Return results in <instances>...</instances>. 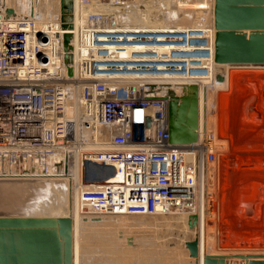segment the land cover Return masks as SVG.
Returning a JSON list of instances; mask_svg holds the SVG:
<instances>
[{"label":"built area","instance_id":"obj_1","mask_svg":"<svg viewBox=\"0 0 264 264\" xmlns=\"http://www.w3.org/2000/svg\"><path fill=\"white\" fill-rule=\"evenodd\" d=\"M129 1L81 0L80 13L83 6L123 9ZM37 19L31 13L8 17L0 11V180L63 178L73 163L74 146L85 147L90 140L102 148L82 152L83 168L86 162L104 166L109 161L121 176L87 179L83 174L82 216L152 218L188 212L201 194L205 167L219 171L221 159L230 154V132L208 131L200 124L195 143L169 141L170 97L181 94L202 69L205 77L212 74L213 62L195 58L196 48L187 56L176 45L182 35L192 37L199 30L129 27L108 13H93L84 17L78 32H70L69 76L60 17L55 28ZM203 32L211 57L213 24ZM161 47L170 52L160 55ZM75 86L82 107L79 125L68 116L69 87ZM77 127L82 135L76 139ZM208 200L214 211L212 193Z\"/></svg>","mask_w":264,"mask_h":264},{"label":"bare ground","instance_id":"obj_2","mask_svg":"<svg viewBox=\"0 0 264 264\" xmlns=\"http://www.w3.org/2000/svg\"><path fill=\"white\" fill-rule=\"evenodd\" d=\"M176 1H178L179 4L181 2H185L184 0H176ZM57 2H58V0H0V11H4V10L6 11L7 8H11V9L14 10V13L17 16H24V15H28V14L31 13V14H33L32 16H36L38 18L37 20L39 21V24L41 26L44 27V26L51 25L52 28H55V23H57L56 22V19H57V17H60V13L59 14H55V10L58 7ZM214 2H215L214 0H203V1H198L196 4L191 5V6L189 4H183V3H181V4H183V7L187 8V10L186 9L184 10V8H183L184 13H183L182 16L183 17H187V16H189V13L192 14L190 11H188V9L191 10L190 7H194L196 10H199V11L200 10H203L204 11L205 9H207L205 11H207L208 13L211 12L209 22L211 24H213V14L212 13H213V8H214ZM188 6H190V7H188ZM59 7H60V0H59ZM179 10H182V9H179ZM23 11L25 12L24 14H23ZM56 12H58V11H56ZM80 12H81V0H74V29H73L74 32H78V30H80V28L83 26V23H84V17L81 16V13ZM170 13H171V11H170ZM125 16L126 17L128 16L127 18H124V19H128L126 21H132L135 24H137V25H135L134 23H132V25H130L129 27H136V28L137 27H141V28H149V27H151L149 25L141 24L143 22H142V19L139 17L138 12H133L132 11L130 14H127ZM168 17H170V16H168ZM124 19H123V21H124ZM206 27H207L206 25H198V26H195V23H194V26L186 27V28H180L182 30L195 29V30H199V31H197L196 34L194 36H192V37L191 36L187 37V35H182L180 42H178L176 44L180 49L185 50V55H187V56L191 55V50H193L194 48H196L197 51L195 53H193L196 56L195 58H197V57L198 58H201L206 63H210V61L213 62L212 63V65H213L212 66V74L210 76L205 77L206 76L205 75L206 73H205L204 69H202L203 70L202 71V74L198 78H196V79H194V78L190 79V83L191 84H197L198 85V88H199V100H200V103H199V124L202 125L204 128H207L208 131L209 130L216 131V129H220L221 132H225V130L227 132H230L229 138H230V140H231L232 143H230V140H229V149H228V151L231 152V153H233V152H235L236 154H237V152H239V153H245L247 151V149H251V147L252 148L253 147L254 148H259V146H262V144H263V143H261L262 141H259V143L256 142V143H258V144L255 143L256 145H253V143H248L246 141L245 143L248 144V145H251L250 147H248V146L245 145L246 147L244 146V148H243L242 146L244 145V143L241 144L242 146L240 145V143H242L243 141L246 140L244 138V135L240 131L242 129L243 130L244 129H247L246 127H251V123H255V125H258L257 122H254L252 120L247 121V117H246V119L241 120L242 118H245V112L243 110V107L244 106H242V104H244L245 101H248L249 100V98H250L249 97L250 96V93L249 92H251V91L250 90L248 91V95H249L248 97L249 98H247V97L244 98L243 96H239V94L237 95V93H236L237 90H235L236 92H234V91H231L230 92V90L228 89V88H230V86H229L230 84L229 83H232V86L235 85L234 81H236V78L237 79H241L240 76H245V77L248 78L249 76H246V75H249L252 72H246L245 71L246 69H243L244 71H241V70L233 71L234 69L232 67H242V66H239V65H236V66L235 65H232L231 66L230 65V66H226L225 67V70H224V77H225V79H224V81L223 82L216 81L215 80V73L219 72V66L220 65H218V64H216L214 62V47H213V50H212L213 51L212 56L209 57L208 44H207V41H206V37L207 36L203 32V30ZM168 28H179V27H168ZM157 51H159V54L160 55H165L168 52H170V48L169 47H161V48L157 49ZM250 67H252V68H250ZM250 67L247 68V70L248 69H251V70L264 69L263 67H255V68H253V66H250ZM229 69H231V70H229ZM235 72L236 73L238 72V75L237 76H235ZM252 75H255V74L253 73V74H251V76ZM258 76H261V75H258ZM221 83H223V84H221ZM236 84H237V82H236ZM226 85H228L229 87L226 88ZM239 85H240V83H239ZM235 86H234V89L236 88ZM247 86H244V87L246 88ZM226 89L229 90V94L223 93V90H226ZM78 90H79V87L78 86H75L74 88L69 87V105H68V116L71 117L73 119V121H75V123L77 125H79L80 118L82 117V110H81L82 107H81V105L79 103ZM225 92H227V91H225ZM245 92H247V91L245 90ZM229 98H231V100ZM237 99H239L238 102H237ZM259 99L261 100V98H259ZM256 103H257V100H256ZM246 104H245V107H246ZM250 104H252V103L250 102ZM200 105H201V116H200ZM241 106H242V108H241ZM257 106H260V105H257ZM248 108H250V107L248 106ZM253 110H254V107H253ZM248 113H250V112H248ZM247 116H250V115H247ZM234 127H238V128L240 127V128H239V130H237ZM232 133L234 135H236V137H232L231 136ZM79 135H82V131H80V128L77 127V130H76V139L78 138ZM223 145H224V149H226V145L224 143H223ZM234 145L236 146V148H234ZM101 148H102V144H100L98 142H91L90 140H89V143L85 147H82L81 145L74 146V149H73V158L74 159H73L72 165L70 166L69 174H66V176L63 177V178H58V179H54L53 178V179H49V180H44V182L54 181L53 183L50 182L51 183L50 185L48 183L46 185L49 186V188L51 187V189H49L47 187L49 194L52 197H55L56 196V198H54V200L56 199L57 204L59 203V205H56L58 207V209L56 208V206L54 208L53 207L52 208H49L51 206L47 205V203L46 204H43L42 201H41V204H40L42 207L40 208L39 207V204H38L37 205V208H36V211H40V212L57 211V214L59 212L58 217L72 216L73 228H74V238H75V240H74V264H81V257L82 256L80 254V250L81 249H80V240H79V238L81 236L79 237V235H80V231H81L80 230V226H82L81 225L82 224L81 221L83 219H86V220L92 219L93 220L95 218H101L100 221H96L95 220L96 223H99V225L102 224L100 222H103V223L105 222V223H108V225L109 224L110 225L112 224L113 226H120L121 229H126L127 231L124 232V230L121 231L120 228H118V229H116L114 227L113 228L117 230L116 231L117 233H119V231H120V233H122L121 236L124 239H126V237L128 238V236L132 235L131 234L132 230L134 231L138 227L137 225H135V226L133 225L134 227L133 226H127V225L125 226L123 224L125 221H123L122 219L127 218V217H123V216H118L117 217V216H115V217H117L116 219H113V218L110 219V217H109V219H104L102 217L81 216V214L78 211V196H79L80 191L84 188V185H83V174H84L83 173V165H84L83 164V158L85 156V153L83 154L82 152L85 151V152L93 153L94 151L99 150ZM251 154L249 156H246V157H249L250 160H256V159H258V162H259V160L260 161H264V151H262V153H261L262 156H260V157H255V156H253ZM232 158H234V157H232ZM226 159H228V158H226ZM226 163H227V161H226ZM238 163H236V164H238ZM230 164H232V163L230 162ZM220 165L221 166H220V170L219 171L216 169V166H215V170H214L213 166L211 168H209L208 166L205 167V171H204V175H203V180L201 181V186H200L201 194H200V196H199V198L197 200V203H195V206H193L192 208H189V211L188 212L179 213L177 215H158V216L152 217V218H158L159 220H161L160 223H159V221L156 222V220H155V223L154 224H156V223L157 224H166L167 223L168 225H170L171 224L170 222H173V224L175 226L179 227V228H176V227L175 228L174 227L172 228L171 227V228H168V229L169 230H172V232H175L176 233L177 238L179 237V240L177 239L178 241H180V239H181L180 242H182L183 247H185L184 249H187L186 246H185V243L189 239L187 237V235L188 236L191 235L190 238H194V236H196V238H198V242H199V261H200V264H202V259H203V257L205 255H222V254L216 252V248H214V247H216L215 245L213 247L212 246V243L210 244V238H211V234H210V230L211 229L210 228L214 226V225L211 224V222H215L216 219H217V221H219L218 222V226L220 227V225L222 223L221 220H220V215H222L221 208H220V212L218 211L219 212L218 213V216H216V215L214 216L215 217V221H213L214 220L213 218H210V216H209V213L210 212H208L209 211L208 210V207H209V200L208 199H209V193H210L209 192L210 186H208V182L211 179V174L215 173L214 176H213L215 178L214 183L215 182L217 183V176H218V181L219 182L221 181L222 184H225L227 182L226 179H225V170H226L227 167L225 168V163H224V160L223 159H221ZM231 166H233V165H231ZM104 167L107 169V173L104 174L103 176H101V178H105V179L108 178L110 180H118L120 178L121 175H120V172L118 171V166L116 164H113V163H111L109 161H106ZM230 169H231V167H230ZM222 170H223V172H222ZM15 182H21V181H15ZM17 184H21L22 185V184H26V182H24V183H16V184L13 183L11 185H17ZM26 185L28 186V184H26ZM39 196H42V195H39ZM43 206H46V207H43ZM59 206H62V207H59ZM63 206L66 208L65 211H62L63 210ZM35 207H36V205H35ZM61 208H62V210H61ZM33 210H35V209H33ZM194 214L197 215V217H198V223L196 224V226H195L194 229L190 230L189 229V225H188V216L194 215ZM211 214H213V213L211 212ZM81 218H82V220H81ZM171 220H175V222L174 221H171ZM217 221L215 222V224H217ZM142 222H144L146 224L149 223V227L154 226L148 220H144L143 219L141 221V223ZM90 223H91V221H90ZM90 223H87V224L89 225ZM121 223L123 224V226H121L122 225ZM157 224H156V226H157ZM88 225H86V226H88ZM112 225H111V227H112ZM160 226H158V227H160ZM166 227H168V226H166ZM147 229L146 228L136 229L137 231H134V232H136V234H137V232H139V233L141 232L139 234V235H141L142 232L143 231H146ZM155 229H154V231H155ZM164 230H165V228H164ZM166 230H167V228H166ZM113 234L114 233H112V235ZM136 236H138V234ZM114 238H115L114 240H117L118 239V237L116 238V236H114ZM154 239H155V237H154ZM214 239H216V237ZM137 240H141L140 243L141 244H144V246L147 244L146 243L147 240H144V239L143 240L142 239H136V241H133V244H134L133 245V248H135L136 245L137 246H140V243H138ZM161 240H163V239H161ZM153 241H155V240H153ZM121 242H122V240H121ZM175 243H177V242H175ZM154 244H152V245H154ZM160 246H162V245H160ZM126 248H128V247H126ZM147 248H149V247H147ZM177 248L178 247H176V246L175 247H172V248L170 247L166 251V253L168 254V252L169 253L171 252L173 256H170V257L169 256H166V258L163 257L164 260L165 261H169V260H173L175 258H180L179 254H180V251L181 250L179 249L180 247L178 249ZM125 249L122 250L124 253H128L130 251L129 248H128L129 250H127V249L125 250ZM160 249H162V247H160ZM138 250H139V248H138ZM138 250H135L134 249V250H131V252H136V251L138 252ZM177 250H178V253H177ZM116 251H117V249H116ZM120 253H121V251H120ZM182 253H183V251H181V254L180 255H183ZM117 254H119V253L117 252ZM129 254H131V253L129 252ZM141 254H142V252H141ZM241 254L242 255H247V254H244V253H241ZM257 254H261V253H257ZM257 254H253V255H257ZM262 254H264V252H262ZM132 256H134V255H132ZM185 257H186V255H185ZM189 260H188V262L190 264H195V259H193V258L190 257ZM157 261H159V260H157ZM160 261H161V259H160ZM82 262H84V261H82Z\"/></svg>","mask_w":264,"mask_h":264},{"label":"water","instance_id":"obj_3","mask_svg":"<svg viewBox=\"0 0 264 264\" xmlns=\"http://www.w3.org/2000/svg\"><path fill=\"white\" fill-rule=\"evenodd\" d=\"M214 1V62L220 65L215 80L224 81L226 66L264 67V0ZM82 13L86 18L105 11L95 6H83ZM6 14L9 17L15 13L7 8ZM60 21L66 30L63 36L64 60L68 75L72 76L73 35L70 31L74 29V0H60ZM116 21L119 23L117 17ZM38 34L42 35L40 27ZM199 103L197 84L186 85L181 94L170 97V143L197 141ZM197 223V215L188 216L190 230ZM74 240L72 216H0V264H74ZM128 244L134 245L132 238H128ZM185 246L195 264H200L198 238H189ZM202 264H264V254L205 255Z\"/></svg>","mask_w":264,"mask_h":264},{"label":"rangeland","instance_id":"obj_4","mask_svg":"<svg viewBox=\"0 0 264 264\" xmlns=\"http://www.w3.org/2000/svg\"><path fill=\"white\" fill-rule=\"evenodd\" d=\"M184 1L186 3L185 2H181V3L189 4L191 6V5L196 4L198 1H203V0H184ZM181 3L179 4V2L176 0H137V1L130 0L128 6L123 8V9H118V8L114 7L113 5L112 6L109 5L105 8L102 7L101 9H103L105 11V13H108L109 15H113L114 17H117L121 24L123 23V24H126L128 26L132 25V23H134V22L126 21L128 19H124V18H127L129 15L127 17L125 15L130 14L132 11L138 12L139 17L142 19V22H143L141 24L149 25V26L155 27V28H166V26L167 27L186 28V27L194 26V23H195V26H198V25H206L207 26V24L210 23L209 20H210L211 12H209L210 13L209 14L207 11H205L207 9H205L204 11L203 10L199 11V10H196L194 7L188 6L191 8V10L188 9V11H190L192 14L189 13L190 17L189 16L183 17L182 15L184 13V10L185 9L187 10V8L183 7V4H181ZM57 5H58V7L55 10V14L60 13L59 0L57 2ZM183 8H184V10H183ZM179 9H182V10H179ZM56 11H58V12H56ZM170 11H171V13H170ZM24 13L25 12L23 11V14ZM168 16H170L171 18ZM167 18L168 19L170 18V19L168 20ZM123 19H124V21H123ZM135 25H137V24H135ZM137 28H139V27H137ZM232 68L234 69V70L232 69L233 71H237V70L244 71L243 69L249 68V67H245V68L240 67L239 69L235 68V67H232ZM250 68H252V67H250ZM253 68H255V67H253ZM229 70H231V69H229ZM245 71L246 72H252L251 74L254 73L256 76L255 75L251 76V74H249V75H246V76H249L248 78L245 76H240L241 79L236 78V81H234L236 86L235 85L232 86V83H229L230 84L229 86L231 89L228 88L229 87L228 85H226V88H228L230 90V92L231 91L236 92L235 90H237V92H236L237 95L239 94V96H243L244 98L249 96L248 95L249 90L250 91L254 90V92H256L258 90H261L264 87V69H256V70H251V69L247 70L246 69ZM257 74L261 75V76H258ZM237 75H238V72L237 73L235 72V76H237ZM236 82L238 85L236 84ZM239 83H240V85H239ZM221 84H223V83H221ZM234 86L236 87L235 89H234ZM244 86H247V87L245 88ZM228 89L223 90V93L229 94ZM245 90L247 92H245ZM225 91H227V92H225ZM249 93H251V92H249ZM229 99L231 100V98H229ZM238 100L239 99H237V102H238ZM250 134H252V132L251 133H245L243 135L247 136ZM262 135L264 136V133H262ZM231 136L236 137V135H234L233 133ZM257 137H259V136L258 135H250L249 139H247V140L244 139L245 141L240 143V145L244 143L243 146L241 145L244 148V146L246 145V143H245L246 141L248 143H253V145H255L256 142L259 143V141H257V140H261L262 141L261 143H263L261 147H263L262 150H264V140H263L264 137H262V138H257ZM230 143H232L231 140H230ZM258 143H256V144H258ZM234 148H236L235 145H234ZM251 165H253V164L251 163ZM223 170H222V172H223ZM83 173H84V177H86L87 179H91L93 177L103 176L104 174L107 173V169L104 166H97V165H94L93 163L86 162L85 166L83 168ZM214 174L215 173L211 174V179L208 182V186H210V184L216 183V182L214 183V181H215V178L213 177ZM249 174H248V176H250V175L254 176L255 175L254 173H251L250 175ZM260 176H262L264 178V174H262ZM106 179L109 180L108 178H106ZM15 181H21V182H15ZM24 182H26V184H28V186L26 184L11 185L13 183L16 184V183H24ZM50 182L53 183L54 181L44 182V180H40V181L39 180H12V181L0 180V216H27L28 215V216H41V217H54V216L58 217L59 212L57 214V211H45V212L36 211L38 204H39L40 208L42 207L40 205L41 201L43 204L47 203V205L51 206L49 208H52V207L54 208L56 205H59V203L57 204L56 199L54 200V198H56V196L52 197L48 192L49 186H47L46 184L48 183L50 185L51 184ZM210 188H211V186H210ZM210 188H209V192L211 193ZM49 189H51V187ZM39 195H42V196H39ZM35 205H36V207H35ZM43 207H46V206H43ZM59 207H62V206H59ZM56 208L58 209L57 206H56ZM209 208L210 207H208V210H209L208 212H210L209 216H210V218L214 219L213 221H215V217H214L215 215L211 214V209H209ZM33 209H35V210H33ZM65 209L66 208L64 206H63V210L61 208L62 211H65ZM224 215L225 214L223 213L222 218H224ZM109 217H110V219H112V218L116 219L118 216L117 217L105 216L102 218L109 219ZM100 219L101 218H95L93 220L92 219H88V220L83 219L82 220V218H81V220H82L81 225L82 226H80L81 231H80V235H79V237L81 236L79 238L80 249H81L80 254L82 256L81 257V264H190L188 262V260L190 258L189 252L187 251V249H184L185 247H183L182 242H180L181 239H180V241H178L179 237L177 238L176 233L172 232V230L168 229L171 227L172 228L173 227L179 228V227L175 226L173 224V222H170L171 223L170 225H168L167 223L166 224H157L156 223L157 224V226H156V224H154L155 220H156V222H158V221H159V223L161 222V220H159L158 218L127 217V218L122 219L123 221H125L123 223L125 226L126 225L127 226L137 225L138 227L136 229H143V228L147 229L149 227V223H147V224L144 222L141 223V221L143 219L150 221V223H152L155 226V227L154 226L149 227L146 231H143L142 232L143 235L142 234L139 235L141 232L140 233L137 232L138 236H136L137 234H136V232H134L137 230L135 229L133 231L131 229L132 235L128 236V238L129 237L132 238L133 241H136V239L147 240V242H146L147 244L145 246H144V244L140 243L141 240H137V242L140 243V246L136 245L137 248L136 247L133 248L132 245L128 244V241H127L128 238L127 237H126V239H124L121 236L122 233H120V231H119V233L116 232L117 231L116 229L120 228V226H113L111 224L112 225V227H111L110 224H109L110 225L109 226L108 223H105V222L104 223L106 225L103 222H100L102 224L99 225V223H96V221H100ZM90 221H91V223H90ZM171 221L175 222V220H171ZM222 221H223V219H222ZM215 222H211V224L214 226L210 228L211 229L210 230V234H211L210 244L212 243L213 247L215 245L216 247H214V248H220V249H224V250L228 251L227 249H230L231 247L233 248L234 246H240L241 245L242 247H247V248L256 247L257 249H263V250H261V252L264 251V236L246 237V238H243V240H241L242 239L241 237L239 239L238 237L236 238V237L231 236L230 234L232 232L231 231L232 229H231L230 219H229V221H226L224 218L223 230L220 229L222 231L221 232L222 238H221V241H219L220 240L218 238L219 236L218 235H217L218 237L216 236V233L219 229V226H218L219 221H217V224H215ZM87 223H90V224L88 225ZM93 223L94 224L96 223V224L94 225ZM123 224L121 226H123ZM86 225H88V226H86ZM158 226H160V227H158ZM166 226H168V227H166ZM113 227L116 229H114ZM164 228H165V230H164ZM166 228H167V230H166ZM154 229H155V231H154ZM122 230H124V232L127 231L126 229H121V231ZM112 233H114L115 235L114 234L112 235ZM217 234H219V233H217ZM114 236H116V238L118 237V239L114 240L115 239ZM154 237H155V239H154ZM187 237L190 238L191 235H189V236L187 235ZM215 237H216V239H214ZM161 239H163V240H161ZM121 240H122V242H121ZM153 240H155V241H153ZM174 241L177 243H175ZM152 244H154V245H152ZM160 245H162V246H160ZM175 246L178 248L180 247L179 249L181 251H183V253H182L183 255H180L181 254V251H180V254H179L180 258H175L173 260L165 261L164 258H166V256H169V257L173 256L171 252L170 253L168 252V254H167L166 251L170 247L172 248ZM126 247H128L130 249L129 252L131 254H129V252L124 253L122 251ZM147 247H149V248H147ZM160 247H162V249H160ZM128 248H126V249L129 250ZM138 248H139V250H138ZM116 249H117V251H116ZM134 249L138 250V252L137 251H136L137 253L131 252V250H134ZM119 250L121 251L122 254L120 253ZM140 251L142 252V254ZM117 252L119 254H117ZM228 252H231V251L229 250ZM236 252H237L236 250L232 251V253H236ZM177 253H178V250H177ZM232 253H228V254H232ZM239 253H241V252H239ZM258 253H259V250H258ZM132 255H134V256H132ZM185 255L187 258L185 257ZM160 259H161V261H160ZM157 260H159V261H157ZM82 261H84V262H82Z\"/></svg>","mask_w":264,"mask_h":264},{"label":"crops","instance_id":"obj_5","mask_svg":"<svg viewBox=\"0 0 264 264\" xmlns=\"http://www.w3.org/2000/svg\"><path fill=\"white\" fill-rule=\"evenodd\" d=\"M249 97H247L249 98V100L247 99L248 101H245V103L242 104V106L245 107V104L247 102L249 103V104L248 103L246 104L245 108L243 107V110L245 112V118H242L241 120H244L247 117V121L252 120L254 122H257L258 125H255V123H251V127H246L247 129H244V130L242 129L240 132L242 134L252 132V134L250 135H258L259 137L257 138H262L264 137L262 135V133H264V107H263L264 106L263 105L264 104V87L261 90H258L256 92H254V90L253 91L251 90ZM258 97L261 98V100ZM256 100H257V103H256ZM250 102L252 104H250ZM247 105L250 108H248ZM257 105H260V106H257ZM253 107H254V110H253ZM247 115H250V116H247ZM234 128L239 130L240 127L239 128L234 127ZM250 135H247V136L244 135V138L247 140L249 139ZM257 141H261V140H257ZM246 146L250 147L251 145L246 144ZM262 148L263 147L261 146H259V148L251 147V149H247L245 153L237 152L236 154L235 152H233L235 155L230 152L228 157L226 156L224 159L225 168L227 167L225 170V179L228 183L226 182L225 184H222L221 181L220 183L218 181V176H217V183L210 184L211 186L210 191L215 197V205H216L214 211H211V212L214 215L218 216V213L220 212V208H221L222 215H220V220L222 221L223 219L224 221V218H225L226 221H229L230 219L231 229H232L231 230L232 232L230 235L236 238L238 237L239 239L241 237L242 238L241 240H243V238H246V237L264 236V180H263L264 178L260 176L264 174V161L259 160L258 162V159L250 160L249 157H246V156H249L253 151L254 152L251 155L255 157L262 156L261 153L262 151H264L262 150ZM226 161L228 164L226 163ZM230 162L232 164H230ZM251 163L253 165H251ZM249 173H254L255 175L251 176ZM248 174L251 177L248 176ZM223 213L225 214L224 218H222ZM223 221L217 231V233L219 234L216 233V236L217 235L219 236V237L217 236L220 239L219 241H221V238H222L221 230H223V226H224ZM227 250L228 251L230 250L231 252H228L224 249L216 248V252L222 255H225V256H233V255H237L241 253L257 254L258 250H259V253L261 254L262 252H264V251L261 252V250L263 249H257L256 247L247 248V247H242V246H234L233 248L231 247L230 249H227ZM233 250H236L237 252L232 253ZM228 253H232V254H228Z\"/></svg>","mask_w":264,"mask_h":264}]
</instances>
